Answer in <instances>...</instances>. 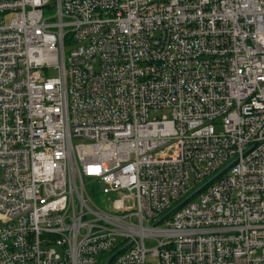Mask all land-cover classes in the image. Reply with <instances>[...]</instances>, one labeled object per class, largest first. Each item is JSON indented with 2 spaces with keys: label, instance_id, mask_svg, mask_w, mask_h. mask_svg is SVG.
I'll return each instance as SVG.
<instances>
[{
  "label": "built area",
  "instance_id": "built-area-1",
  "mask_svg": "<svg viewBox=\"0 0 264 264\" xmlns=\"http://www.w3.org/2000/svg\"><path fill=\"white\" fill-rule=\"evenodd\" d=\"M0 168V264H264V0H0Z\"/></svg>",
  "mask_w": 264,
  "mask_h": 264
},
{
  "label": "rangeland",
  "instance_id": "rangeland-1",
  "mask_svg": "<svg viewBox=\"0 0 264 264\" xmlns=\"http://www.w3.org/2000/svg\"><path fill=\"white\" fill-rule=\"evenodd\" d=\"M162 1H167V0H162ZM50 76H52V77L57 76V72L56 71H51L50 72ZM2 174H3V171L0 168V178L2 177ZM193 180H194V178H193V176H191V183L193 182ZM94 198H95V200L98 203H100V201L106 199V196H102V194H99V191L96 190V192H94ZM156 245H157V242L152 241V240H149V239H146V246H147V248H152V247H155ZM104 264H107V260H104Z\"/></svg>",
  "mask_w": 264,
  "mask_h": 264
}]
</instances>
